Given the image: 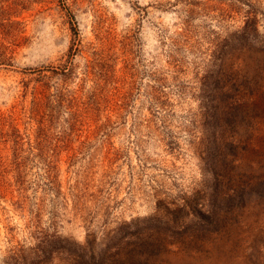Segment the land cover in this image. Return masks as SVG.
Listing matches in <instances>:
<instances>
[{"label": "rangeland", "instance_id": "obj_1", "mask_svg": "<svg viewBox=\"0 0 264 264\" xmlns=\"http://www.w3.org/2000/svg\"><path fill=\"white\" fill-rule=\"evenodd\" d=\"M0 264H264V0H0Z\"/></svg>", "mask_w": 264, "mask_h": 264}]
</instances>
